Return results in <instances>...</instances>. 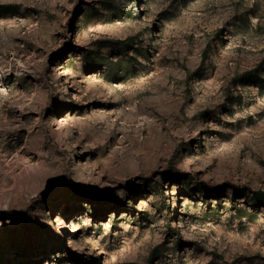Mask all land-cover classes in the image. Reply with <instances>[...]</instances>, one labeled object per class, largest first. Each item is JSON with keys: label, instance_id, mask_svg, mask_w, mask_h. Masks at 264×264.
<instances>
[{"label": "rangeland", "instance_id": "374dc122", "mask_svg": "<svg viewBox=\"0 0 264 264\" xmlns=\"http://www.w3.org/2000/svg\"><path fill=\"white\" fill-rule=\"evenodd\" d=\"M1 12L0 264H264V0Z\"/></svg>", "mask_w": 264, "mask_h": 264}, {"label": "trees", "instance_id": "16d2710c", "mask_svg": "<svg viewBox=\"0 0 264 264\" xmlns=\"http://www.w3.org/2000/svg\"><path fill=\"white\" fill-rule=\"evenodd\" d=\"M1 14H3V13L1 12L0 15ZM243 190H247L248 192H251V191H249V189L244 188ZM251 193L254 195L255 199L263 201V203H264V193L263 192L258 191V192H251Z\"/></svg>", "mask_w": 264, "mask_h": 264}]
</instances>
